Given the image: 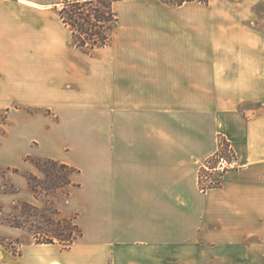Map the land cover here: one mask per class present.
I'll return each mask as SVG.
<instances>
[{
    "label": "crops",
    "instance_id": "obj_1",
    "mask_svg": "<svg viewBox=\"0 0 264 264\" xmlns=\"http://www.w3.org/2000/svg\"><path fill=\"white\" fill-rule=\"evenodd\" d=\"M63 1L0 0L4 106L51 112L21 123L69 157L53 149L39 155L78 171L68 214L83 237L57 255L34 257L47 264H264V111H241L243 101L264 94L263 72L215 38L224 29L215 30L208 6L119 0L111 44L89 55L74 47L57 14ZM144 96L145 152L139 134L111 133L119 103ZM199 96L208 98L199 103ZM220 140L243 167L203 193L199 162Z\"/></svg>",
    "mask_w": 264,
    "mask_h": 264
},
{
    "label": "rangeland",
    "instance_id": "obj_2",
    "mask_svg": "<svg viewBox=\"0 0 264 264\" xmlns=\"http://www.w3.org/2000/svg\"><path fill=\"white\" fill-rule=\"evenodd\" d=\"M164 1L172 5L167 0ZM174 1L172 0V2ZM194 2L197 5L211 8L210 17L213 19L215 30L224 29L223 35L217 33L216 35L219 36H215V38L221 40L223 36L224 40H228L225 42L230 44V55L247 57L253 70L255 69L257 72L261 70L264 74V0ZM245 62L244 60V65L248 67L249 62ZM263 85L264 82H262ZM236 97L239 98L238 100L246 99L245 96ZM207 98L208 96H199V103L206 102ZM253 98L255 100L243 101L241 111L253 115L264 111V94L255 95ZM7 100L8 95L0 93V113L9 109V125L5 128L6 134L0 135V175L5 176L4 178L0 176V179L8 192V194L0 193V264H47L45 260L36 259L34 255L45 253L46 250L52 255H57L59 250L68 249L71 246L66 247L59 241L60 236L69 238L70 225L75 224L74 215L68 214L71 186L56 188L33 163L25 161V159L28 156L51 159L39 155L48 153L51 149L58 150L67 158L69 155L63 152V147H59V144V148H51V140L37 132L36 128L25 127L26 125L21 123L23 116L39 114L51 116V112L40 108H23L16 104L6 107L4 104ZM118 107L117 114L120 115L118 117L120 122L111 133L124 136L139 134L141 142L138 146L145 152V96L143 100L135 98L133 101H122ZM219 143L220 145L224 143L231 148L223 140H220ZM231 149L235 154L233 148ZM219 150L206 160L199 162L198 171H200V166L217 155ZM73 159L76 160L74 156ZM237 161L239 169H241L243 166L239 163L238 158ZM24 163L35 168L38 176L22 168ZM7 168L20 169V173L13 170L7 171ZM142 168L145 170V165ZM77 172L71 174L69 170L57 167V173L61 178L63 176L71 178L77 175ZM26 173H31L36 177L37 180L33 179L32 184L36 186L38 195H35L29 187L25 178ZM19 180L25 185L23 186ZM73 184L75 187L77 186L76 183ZM52 188L54 191L47 192ZM13 192L16 193L12 194ZM75 233L77 232L75 231ZM50 241L54 243L47 244Z\"/></svg>",
    "mask_w": 264,
    "mask_h": 264
},
{
    "label": "trees",
    "instance_id": "obj_3",
    "mask_svg": "<svg viewBox=\"0 0 264 264\" xmlns=\"http://www.w3.org/2000/svg\"><path fill=\"white\" fill-rule=\"evenodd\" d=\"M119 0H64L60 7L57 8V14L62 23L68 27L72 33L73 45L82 52L91 55L96 49L109 46L115 29L119 23V17L114 9V3ZM175 6H181L186 2L207 3L208 0H167ZM9 109L0 113V135L6 134L8 124ZM25 161L31 162L35 167L42 172L46 178L50 179L56 188L65 186H75L70 176H61L57 173V167L69 170L72 173L77 171L75 168L66 164L60 163L53 159L31 158L26 157ZM7 171L13 170L20 173V169L7 168ZM1 177H5L0 175ZM25 178L31 190L38 195L36 186L32 184L36 177L31 173H26ZM54 191V188L47 190ZM8 194L5 190V184L0 187V193ZM16 192H13L14 194ZM73 223V220H71ZM70 224V223H68ZM69 238L59 237V241L66 247L72 245L77 239L83 237V232L75 224L70 225ZM75 231L77 233H75ZM44 243V242H42ZM39 243V244H42ZM53 241L47 244H53Z\"/></svg>",
    "mask_w": 264,
    "mask_h": 264
},
{
    "label": "built area",
    "instance_id": "obj_4",
    "mask_svg": "<svg viewBox=\"0 0 264 264\" xmlns=\"http://www.w3.org/2000/svg\"><path fill=\"white\" fill-rule=\"evenodd\" d=\"M239 168L240 166L232 149L228 145L221 143L217 155L210 158L204 165L200 166V191L205 193L208 190L220 187L225 175Z\"/></svg>",
    "mask_w": 264,
    "mask_h": 264
}]
</instances>
